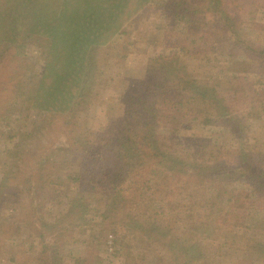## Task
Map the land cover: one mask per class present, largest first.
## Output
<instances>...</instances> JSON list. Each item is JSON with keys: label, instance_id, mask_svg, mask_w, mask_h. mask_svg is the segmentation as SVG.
Instances as JSON below:
<instances>
[{"label": "rangeland", "instance_id": "374dc122", "mask_svg": "<svg viewBox=\"0 0 264 264\" xmlns=\"http://www.w3.org/2000/svg\"><path fill=\"white\" fill-rule=\"evenodd\" d=\"M23 1L0 0V264H189L192 256L199 260L191 264H264V194L245 179L222 184L220 206L216 192L210 195L205 187L194 207L198 229L189 241L139 230L123 243L116 241L111 225H143L144 212L151 211L148 202L132 209L111 207L106 197L112 188L93 194L79 182L89 164L86 154L102 145L101 136L113 129L142 137L135 121L122 120V101L143 86L145 95L148 87V111L162 109V120L152 125L159 143L170 145L172 138L173 144L190 143L196 161L236 171L243 148L247 165L264 174V105L259 103L264 101V0L216 5L211 0ZM36 3L46 11L38 20L25 17ZM76 14L88 19L76 22L71 18ZM228 18L240 25L224 26ZM12 29L19 36L10 38ZM183 45L186 52L179 48ZM71 52L78 67L61 63ZM156 59L176 62L186 76L177 73L179 80L218 84L230 104L235 92L241 93L244 101L233 104L245 119L242 140L205 120L184 126L183 120L167 119H173L175 108L169 111L170 99L166 108L165 99L158 106V91L171 96L178 86L166 69L152 70L150 61ZM85 62L93 70L82 93ZM62 66L66 87L55 99L50 86ZM252 95L259 100L250 102ZM145 175L146 169L141 178ZM163 180L160 176L152 185ZM187 184L183 176L179 185ZM176 188L171 178L147 198L163 201L165 212H187L190 203ZM169 191L172 199L166 202L163 194Z\"/></svg>", "mask_w": 264, "mask_h": 264}, {"label": "trees", "instance_id": "16d2710c", "mask_svg": "<svg viewBox=\"0 0 264 264\" xmlns=\"http://www.w3.org/2000/svg\"><path fill=\"white\" fill-rule=\"evenodd\" d=\"M27 1L28 0H24L22 4H27ZM219 3H222V0H211V5ZM40 4L41 3H36L33 8H29L28 11L25 12L24 16L38 20L40 15L46 11L43 8H38ZM21 16L23 15L21 14ZM65 17V20L70 22L66 14ZM71 18H73L72 20H77L76 22H79L78 20L85 22L88 19L87 15L78 19V14L71 15ZM49 22L53 25L52 20ZM16 23L18 25L21 24V19L17 18ZM239 25L240 23H237L231 18L226 19L224 23V26H232L234 30L236 26ZM106 27L107 24L103 28L98 27L97 32L93 33L92 36L97 38L100 35L99 29L101 28L104 30ZM46 28L50 27L46 25ZM8 34L10 38L19 36L17 34V30L14 31V29H12ZM179 48L184 50V45ZM184 52L186 51L184 50ZM75 59H77L75 54L71 52L66 59L65 57H62L61 63L66 62L68 65L70 63L74 65L77 61H75ZM67 64L64 63L65 66H67ZM150 64V67H154L152 69L153 71L166 69L169 73H171V75H173L172 77L176 78V75L179 72L185 76L183 70L181 71L176 66V62L173 63L171 61H164L163 59H156L150 61ZM74 66L78 67V65ZM64 70L66 69L62 66L60 73H57V75L61 76H56V79L52 81L50 86L51 93L49 95L55 99L57 95H60L65 90L66 87V75H62ZM92 70L93 68H90V66H88L85 62L82 81L84 82V85H82V88L80 89L82 93L85 92L87 86L86 84L88 83V79L91 77L90 74H92ZM173 80H175V85H177L178 88L173 90L171 96L166 95L167 91L165 89L158 91V99L160 100L158 106L162 107L165 99L166 101L163 104L164 108L168 106L167 103L170 100L172 101H170V106H168L169 111H171V108H175V110H173L175 111L173 119L170 118L172 115L167 116V119L175 120L178 124H182L183 120L184 126H189L197 121L205 120V123H212V125L216 124L229 129L233 132L235 138L240 141L242 140V135L245 130V119L240 118L237 115V111L234 109L235 105L233 104L235 101H244L241 93L235 92L234 99L230 104L227 102V97H225V95H223L218 89V84L213 81H201L191 78H187L186 81H184V79L182 81L177 78H173ZM236 85L238 88L240 87V90H242V87L245 84L240 82ZM143 87L136 92L126 94L122 101L124 104L122 120L127 121L128 119L135 121L134 124L136 127L139 130H143L142 137L139 138L135 132L131 134L127 133V135L129 134L127 136L124 131L117 132L111 129L105 134V136H101L100 139L102 141V145L95 152L86 154L88 156L89 164L86 169H83L82 177L79 180V182H81L80 186H82V188L84 187V191L88 193H107V191L112 188L114 191L111 193L113 194L106 197V200H111V207L114 206V204L118 207L122 204L124 207H128V209H132L135 204L144 203V200L148 202L147 209L151 211L146 210L144 212L143 218H145V221L144 223L142 222L143 225L134 224V226H132V222L129 223V226L125 222L113 223L111 225L110 230L115 235L117 242H125L127 237L134 235L133 231L139 230L141 231V234L151 231L156 232L160 239L183 236L184 238L181 239V241L185 239L189 241L192 234H196L198 229V226L196 225L200 220V216L197 214L196 210H194V207L196 205H200V202L198 201L206 186L210 187V195L213 191L216 192L213 196L218 198L217 206L222 204L221 200L223 196L221 195L225 192L224 189L222 190V184L230 179L235 182L245 179V181L249 182L250 185L256 189V191L264 194V174L255 167L247 165L246 162L249 159L247 155L248 152L243 148H241L242 150L240 151L242 160L238 168L240 171H236L234 169L229 170L226 167L206 165L196 161L198 153H191L189 148L192 144L190 143L185 146H182L180 143L173 144L175 142L173 138L171 139L172 141L170 142V145H166L163 142L159 143L158 138L152 133V125L153 122L155 124L157 120H162V117H160L159 114L162 109L150 107L151 111H148V107L146 106L148 87L146 88V95ZM77 98V101H81L83 97L82 95H79ZM249 99L250 102H252L253 99L254 101L259 100L257 99V95L256 97L255 95H252ZM76 102L73 103V106L77 104ZM259 103H261L260 106L264 105V101L262 99L261 101L259 100ZM178 104L182 108H180ZM260 106H257V108ZM163 116L165 117L166 115ZM205 123H203V125ZM136 127H134V130ZM110 135L111 137H109ZM146 149H149L151 153L148 157L146 155ZM94 169L97 170L96 174L92 171ZM145 169L146 175L142 179L141 174ZM160 176H163L164 180L159 181L158 186L152 185L153 180L156 182V179ZM183 176L188 179V184L186 186L179 185ZM96 178L99 179L96 180ZM171 178L177 180V188L174 192L184 195L185 199L190 203L186 206L187 208L185 210H187V212L184 210L182 211L180 208L177 210L181 213L170 210L165 212L166 204L160 203L163 201L159 202L158 198H147L148 195H152L155 191L156 194H158L157 189L161 187L163 182ZM191 183H193V188L189 189ZM125 185H127V187L124 191L123 188ZM170 192L171 191L163 194V196H166L164 199L166 202H169L172 199ZM156 194L154 196H157ZM159 194L162 193L159 192ZM124 202L126 203L124 204ZM210 202L213 203L212 201H207V204ZM138 205L140 206V204ZM72 206L78 207V209L81 207V205ZM168 206L170 205H167V207ZM209 208L213 209L215 207L212 206ZM211 211L213 212V210ZM180 214H183L184 216ZM195 236L196 235H193L192 238H195ZM261 244L263 246L262 249L264 250V243ZM168 248L171 249L169 245ZM187 250L188 249H186V251ZM181 252L185 253L184 251ZM194 260L198 261L199 257H190L189 264H191Z\"/></svg>", "mask_w": 264, "mask_h": 264}]
</instances>
